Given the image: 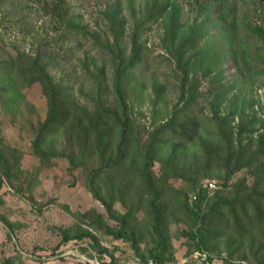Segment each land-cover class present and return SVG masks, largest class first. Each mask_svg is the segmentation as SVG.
<instances>
[{
  "label": "rangeland",
  "instance_id": "rangeland-1",
  "mask_svg": "<svg viewBox=\"0 0 264 264\" xmlns=\"http://www.w3.org/2000/svg\"><path fill=\"white\" fill-rule=\"evenodd\" d=\"M44 1L0 0V264H124L151 258L161 240L167 264H200L201 235L212 264H264V208L251 201L264 182L227 174L205 150L229 148L212 119L232 110L234 94L264 120V79L241 75L223 27L264 30V0H229L226 23L215 0H65L74 21L63 26ZM195 22L206 23L192 50L183 37ZM201 49L211 57L199 64ZM222 84L229 92L216 99ZM49 93L61 102L54 124ZM103 121L107 150L92 129ZM97 170L107 205L89 187Z\"/></svg>",
  "mask_w": 264,
  "mask_h": 264
},
{
  "label": "trees",
  "instance_id": "trees-1",
  "mask_svg": "<svg viewBox=\"0 0 264 264\" xmlns=\"http://www.w3.org/2000/svg\"><path fill=\"white\" fill-rule=\"evenodd\" d=\"M49 1V2H48ZM228 2L229 0H215L214 2V10L213 13L217 14L218 19H220L223 23H226L228 17H229V11H228ZM42 11L45 13V15H48L49 17H52L58 24L63 26V24H70L73 22V17L69 16V9L70 6L67 5L65 0H45L41 5ZM209 9V7H208ZM177 17V16H176ZM209 20V19H206ZM206 22H201L197 24V22L194 23V26H188L189 29L185 31L184 34V40L186 45H189L192 50H195L198 46V41L202 38L203 29ZM249 24V23H248ZM225 31L230 30L233 37L236 36V47L234 50H232L233 58L237 64V68L239 69V72L242 76H244L245 80H256L257 77L261 76L264 79V30L260 27H251L250 25H247L248 30L251 32V36H245V34L240 35V33H236L237 29L235 28V22H231L230 26H223ZM179 29V26L177 27ZM176 31H178V29ZM236 29V30H235ZM235 33V34H234ZM237 34V35H236ZM228 37V36H227ZM246 37V38H245ZM238 38V41H237ZM199 48V47H198ZM189 49V48H188ZM186 51V50H185ZM185 51L181 50V52L176 50V55H178V58H182L185 56ZM216 51H213L215 53ZM216 54V53H215ZM210 54H206V52H203L201 49L198 57L199 60L197 63L209 61V57L207 56ZM139 53L137 52L136 55H134L131 58V64L134 62L139 61ZM203 70H207L205 73H210L211 70L206 69V66L203 64ZM43 73V70L40 71ZM221 74V72H218L214 78H212V88L217 86L218 83V77ZM185 83H187V78H185ZM185 83L183 84V87L185 86ZM244 83V81H243ZM250 84V82H249ZM248 84V85H249ZM228 88V89H227ZM218 89V88H217ZM221 92L220 96H217L216 99L222 96H227L229 92V87L226 84H222L221 88H219ZM230 89H234L233 87H230ZM190 97H192V90H189ZM50 94V93H49ZM48 94V95H49ZM235 95V103H233L232 110L225 115V117L220 116L218 112H214L215 119H212L215 122V126L217 129H219L220 137L225 142V145H227L229 148L225 150H211L205 148L207 150L208 154V160L210 162L217 163L221 165V168L224 169L227 174L234 175L238 171L246 170L247 172L251 173L255 177V183L257 186H259L262 182H264V133L258 134L257 137L254 135L259 133L261 130H264V120L256 117V113H248V109H252L254 104L253 102L250 103V98L246 99L244 98V102L242 104L236 103L238 101L237 97L238 95ZM49 98V117H48V124H54L58 120L59 111L60 110V101H59V95L58 94H50L48 96ZM215 101V100H214ZM252 111V110H251ZM237 114V117L239 119V123L236 125H232L234 122L235 116ZM254 114V115H253ZM123 115V112H122ZM111 117L115 118L117 121L119 118L115 115V112L111 113ZM105 120V119H104ZM258 125V126H257ZM106 124L103 121L102 123L98 124V127L92 128L97 133V140L96 146L99 149L107 150V147L102 146V141L108 136V134L112 131V129L109 127L108 130H106ZM124 129V128H123ZM108 146V145H107ZM120 154V160H124L125 156L123 152H119ZM111 159V158H109ZM112 163L113 160H110ZM107 168V167H105ZM102 173V170H97L94 172L95 177H92L89 181L90 184V190L93 194V196L103 201L102 197L99 194V190L96 187V184L94 181H97L100 174ZM142 179H144V182L146 185L148 184L149 187H152L151 184V177L145 173L142 175ZM243 181H245L243 179ZM243 181L241 184L244 185ZM259 194V193H258ZM239 195V194H237ZM200 198V197H199ZM258 198L259 200H251L253 205L255 206L257 211H261V208H264V191H261ZM219 201L217 203V206H214V210H218V208L223 207L226 203L224 198L219 197ZM239 200V196H238ZM105 205H107L106 201H103ZM245 204L246 202H242ZM262 205V206H261ZM212 208V207H211ZM242 210L245 212V205H242ZM192 216L194 217L195 222H200L201 219L199 218L198 214L194 211V209L190 210ZM209 215V214H208ZM207 216H205L206 218ZM204 218V219H205ZM203 219V217H202ZM257 221L259 222V218H257ZM200 233V231H198ZM109 235H112L116 239L119 238H126L124 236L122 231L108 232ZM204 235L200 236V242H199V248L197 251H204L201 248L202 245H204ZM89 234H83L80 235L79 239H85L88 238ZM194 237V236H192ZM130 240V238H127ZM68 240V238L65 239V241ZM149 257L145 259V257L136 254L135 258H138L141 262L147 263L150 261L153 262V264H167V256H166V247L164 246V242L158 241L156 242L155 248L150 252ZM210 264L212 262L208 261ZM89 264V263H86Z\"/></svg>",
  "mask_w": 264,
  "mask_h": 264
},
{
  "label": "built area",
  "instance_id": "built-area-1",
  "mask_svg": "<svg viewBox=\"0 0 264 264\" xmlns=\"http://www.w3.org/2000/svg\"><path fill=\"white\" fill-rule=\"evenodd\" d=\"M193 258L199 260L200 264H210L209 261V254L207 252L196 251L193 253ZM90 262V261H88ZM124 264H153L150 260L147 263L141 262L138 258L131 257L126 263Z\"/></svg>",
  "mask_w": 264,
  "mask_h": 264
}]
</instances>
